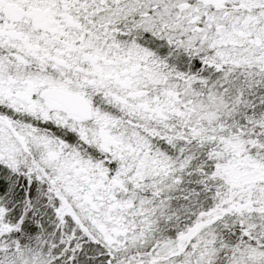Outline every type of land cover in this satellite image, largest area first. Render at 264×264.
Instances as JSON below:
<instances>
[{
    "label": "snow or ice",
    "instance_id": "obj_1",
    "mask_svg": "<svg viewBox=\"0 0 264 264\" xmlns=\"http://www.w3.org/2000/svg\"><path fill=\"white\" fill-rule=\"evenodd\" d=\"M0 264H264V0H0Z\"/></svg>",
    "mask_w": 264,
    "mask_h": 264
}]
</instances>
